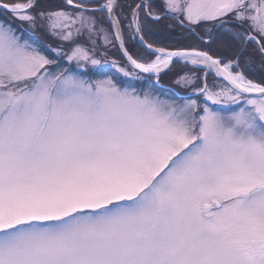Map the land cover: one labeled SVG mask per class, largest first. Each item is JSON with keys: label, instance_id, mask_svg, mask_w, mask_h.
Instances as JSON below:
<instances>
[{"label": "snow or ice", "instance_id": "snow-or-ice-1", "mask_svg": "<svg viewBox=\"0 0 264 264\" xmlns=\"http://www.w3.org/2000/svg\"><path fill=\"white\" fill-rule=\"evenodd\" d=\"M155 6L161 15L152 0L127 5L133 34L146 49L153 45L140 12L155 22L166 16L197 27L213 22L208 42H231L234 58L157 48L154 60L141 63L124 52L134 68L159 76L179 58L230 85L195 87L213 104L237 103L248 93L264 97V81L248 78L257 61L242 63L247 47L258 45L264 76V0ZM0 8L12 18L0 19V264H264V98L247 99L224 116L208 106L197 111L196 100L174 104L111 79L85 80L60 68L12 23L71 41L70 51H52L103 73L108 61L89 55L70 29L79 24L76 33L86 31L90 41L103 32L105 42L115 30L120 40L116 10L125 5L118 0L98 9L87 8L86 0ZM97 10L108 13L107 31L97 27Z\"/></svg>", "mask_w": 264, "mask_h": 264}, {"label": "trees", "instance_id": "trees-1", "mask_svg": "<svg viewBox=\"0 0 264 264\" xmlns=\"http://www.w3.org/2000/svg\"><path fill=\"white\" fill-rule=\"evenodd\" d=\"M3 1L8 2V3H12V2L25 1V0H3ZM105 1L106 0H86V6H99L100 4H102ZM139 1L140 0H118V2L120 4L125 5V8L123 11H121L120 8H117L116 13H119V19L122 21L121 29H122L123 36L125 38L124 39L125 44L128 47L131 54L135 58L142 59L143 61H149L153 57L152 52L141 47L136 42V39L134 37L133 30L131 29L130 24L129 25L127 24V25L129 26V29H130V32L128 30V33H130L131 36L128 37L127 36L128 33H126V30H125L126 22L127 21L130 22V17L132 15L131 11L128 10L127 5L131 4L132 7L134 8L135 5ZM39 2L41 4H46V5H63L64 4L63 0H39ZM159 3L160 2L158 0L153 1L152 2V9H153V11L161 13L162 7L156 8V6H155L156 4H159ZM70 7H72V6H70ZM70 7H68V8H70ZM38 10L39 9H37V11ZM94 14L95 15H101V16H103V18H106L105 14L101 11H95ZM5 15H6L5 12L0 10V18L1 19H8V20L12 19L11 17H9V16L6 17ZM139 16H140L141 24L144 25L148 30H150L151 39H148L147 37H146V39H147V42L151 43L153 46L189 48V47H194L196 45H200L201 43H203V41H201L197 37V35L190 34L189 29L180 25L176 20H174L168 16L162 17L159 20V22H155L150 18L145 20V14L143 12H140ZM12 23L14 24V26H16V28L18 29V32H19L21 28L17 27V21L12 20ZM171 24H173V25H171ZM21 31L23 33L22 35L24 38H28L32 42L36 41L37 43H39L40 46L42 47V50L49 57H52L53 55L50 53V51L47 50L46 47H44L46 44H51V46L52 45H58V46L62 45L63 47H69L72 45L71 42L64 43L60 39H56L55 37H52L51 34L48 33L43 28L33 31L35 33L36 37H38L40 39V41L37 38L35 39V37L31 33H28L22 29H21ZM198 32L203 35V32L201 33L199 29H198ZM80 36H82V38H83L84 35L81 34ZM130 37H131V39H127ZM79 38L80 37H77L76 41L80 42ZM41 42H44V43H41ZM204 47L210 54H212L214 56L224 57L225 60H227L228 58H234V53L236 52V48H235V46L231 45V42H228V46H225L224 44L221 43V41L219 40L218 37L213 38L212 42H210V43L208 42L206 44V46H204ZM256 49H257V46L255 44L248 46L246 49V55L242 58V63L247 64L249 57L253 58V57H256V55H258L260 57V54L256 51ZM249 52H251V54H249ZM106 53L109 56L108 58H113L117 62H119V63L121 62V63L125 64L128 67V69L132 70L129 67V65L126 64L125 60L121 56L120 52L117 49L115 42H114V46H110L107 49ZM61 62L62 61L60 60L59 63H60V65L64 66L63 68H69L64 64L65 62H62V64H61ZM258 63H256L254 69H252L250 67V70L248 72V78L259 83V82L264 81V76H262V74H261L260 65ZM186 67L187 66H184V68H186ZM71 68H72V65H71ZM180 72H181V70L179 71L174 66L172 69L167 70L163 74L160 75L159 82L163 85H166V86H172V87L176 88V90H178L181 93L188 92L186 90L183 92L181 89H179L177 86H174L171 83L173 81V79L175 78V76ZM96 74H100L102 77L111 78V80H113V83H115L117 86L122 87V88L128 87V88H131L135 91L151 92L152 94L157 95L159 97H167L170 99L174 98V99H177L179 101H182L185 98L189 99V98L194 97L198 104H203L202 98H201L202 96H200L199 94L194 95V96H187V97L177 96L170 89L165 88L164 86L157 85L156 82H154L152 76H148L145 74L136 73V75H138V77H143V78H141L142 79L141 80L138 77H133V78L123 77L119 73L114 72L112 69H106L103 71V73H98L95 71V73H92V75L94 77H91V78L96 79V77H95ZM210 78L213 80L216 79L215 77H210ZM197 82H199L198 85H200L201 82L199 81V79L197 80Z\"/></svg>", "mask_w": 264, "mask_h": 264}, {"label": "rangeland", "instance_id": "rangeland-1", "mask_svg": "<svg viewBox=\"0 0 264 264\" xmlns=\"http://www.w3.org/2000/svg\"><path fill=\"white\" fill-rule=\"evenodd\" d=\"M181 2L184 3L185 0H181ZM68 7H70V6H68ZM68 7L65 8L64 10L67 11V12H69V13H73V11H74L73 7H70V8H68ZM5 16L7 17V15H5ZM94 16H95V19L97 21L101 22V23H98L97 27L103 28V29H105L107 31L109 29V26L106 23H103V21H105L106 18H103V16H101V15H95L94 14ZM181 19H182V17H181ZM128 22L129 21L126 22V28H125L126 33H128V30L130 32L129 26L127 25V24H129ZM184 22L185 23H188L187 21H184ZM210 23L211 22H209V23L208 22L203 23L205 25L203 26L204 28L202 29V32H203V36H206V38H209L210 37V34H211V32L209 31V29L212 27V24H210ZM171 25H173V24H171ZM17 27L21 28L22 30H24V31H26L28 33H31L35 37V39L37 38L40 41V39L38 37H36L35 33L33 32L35 30L32 29V28H30L27 24H21L20 22L17 21ZM79 27H80L79 24H75V25H72L71 26V29L70 30L72 31L73 39L76 40L77 37H80L79 38L80 42H78V43L80 45H82L83 47H85L88 50L89 55L94 56L97 59H101L102 61L103 60H107L108 63L106 65H104V70H106V69H112L114 72L119 73L123 77H129V78L138 77V75H136L135 73H133L132 70L128 69V67L125 64L121 63V62L120 63L119 62H115L116 67H113L112 66V62H114L113 61V58H108L109 56L106 53L107 49L114 44V38H113L112 32H110L109 35H108V41L109 42H105V40L103 39V36H104V33L103 32L94 34L93 40L90 41L88 39V36H87V32L86 31L83 33V35H84L83 38H82V36H80V35H78L76 33V29L79 28ZM21 29H20L19 33L20 34H23L22 31H21ZM253 32H255V31H253ZM51 36L52 37H55L56 39H60L56 35H52L51 34ZM127 36L129 37V36H131V34L128 33ZM127 39H131V37L130 38H127ZM28 40L31 42L30 39H28ZM61 41H63V40H61ZM63 42L64 43H68V42H71V41H63ZM33 43H35L39 48L42 49V47L40 46L39 43H37L36 41H33ZM41 43H44V42H41ZM201 44H204V43H201ZM44 47H46L47 50L50 51V53L53 55L51 58H55L57 60V65H59L60 68H63L64 67L63 65H60V63H59L60 60H61L62 62H65L64 64L67 67H69V69L74 74L79 75L81 78H83L85 80L96 81V80H103V79H111L109 77H102L100 74H96V76H95L96 79H93L91 77H94L92 75V73H95V70H93L90 65L86 66L85 68H78L74 62L70 64L69 61L66 59V57H64V56H57L56 53L54 51H52V49L60 48V49H62L63 52H68V51H70L71 48L75 47L74 44H72L69 47H63L62 45H59V46L58 45H52L51 46V44H46ZM249 54H251V52H249ZM253 58L257 61V63L261 59V57H259L258 55H256V57H253ZM62 62H61V64H62ZM183 62H185V61H183ZM71 65H72V68L73 69L71 68ZM50 67L52 68L53 71H56L57 70V67L55 65L54 66H50ZM120 68H123L124 71L129 72V73H132V74L131 75H128V76H125L124 73L119 70ZM181 77H188V78H190L191 81H192V84L189 85V84L181 81L180 80ZM138 78L141 79L143 77H138ZM197 80H198V75H197V73H195L194 70H192V69H182L181 74L180 75H176L175 78L173 79V81L171 83L174 86H177L183 92L185 90L186 91H191V92L192 91L196 92L195 91V87H197V86L199 87L200 86V85H198L199 82H197ZM206 84L209 87V89L212 90V91H219V90H221V89H223L225 87H228V86L224 85L221 81L213 80V79L208 80ZM120 88L121 89H127V90L132 91V92H134V93H136L138 95H141V96L146 92V91H144V92L143 91H135V90H133L131 88H128V87H123V88L120 87ZM155 96H157V95H155ZM157 97H159V96H157ZM159 98L162 99V100H167V101L172 102L174 104H181V105L184 104V103H186L189 100H195L194 98H192V99H184L182 101H179V100L174 99V98L173 99H170V98H167V97H159ZM201 98L203 100V104L200 105V107L197 109V111H199V112L202 113L203 107L204 106H208L213 111L219 112L221 115L227 116L231 112L237 111L239 109V107L245 106L247 99L260 100V99H262L264 97H247L246 96V97H242L237 103L223 102V103H220V104H213L211 101L205 100L203 96Z\"/></svg>", "mask_w": 264, "mask_h": 264}, {"label": "water", "instance_id": "water-1", "mask_svg": "<svg viewBox=\"0 0 264 264\" xmlns=\"http://www.w3.org/2000/svg\"><path fill=\"white\" fill-rule=\"evenodd\" d=\"M142 3V2H141ZM0 4H3V3H1L0 2ZM103 4H105V3H103ZM102 4V5H103ZM140 4V3H139ZM88 8V7H87ZM99 7H95V8H89V9H98ZM2 9V8H1ZM104 12H105V14H106V16H108V13H107V11L106 10H104ZM113 18H116V16H115V14H113ZM133 16H132V21H133ZM133 28H135V24L133 23ZM119 29H120V27H119ZM112 32H113V35H114V38H115V30H112ZM120 36H121V39L120 40H116L115 39V41H116V44H117V46H118V48H119V50H120V52H121V54H122V56L124 57V59L126 60V62L134 69V70H136V71H138V72H141L139 69H136V68H134L132 65H131V63L128 61V59H127V56H125L124 55V52H127L128 53V55H130V56H132L130 53H129V51L127 50V48H126V46H125V43H124V40H123V36H122V33H121V30H120ZM136 38H137V40H138V42H139V44L140 45H142V46H144V47H146L141 41H140V39H139V34H137L136 35ZM166 51H177V50H166ZM187 51H191V50H187ZM198 51V50H197ZM134 59V58H133ZM174 59V61L175 60H177L178 58H173ZM172 64V63H171ZM171 64L169 65V66H171ZM164 70H166V69H163L162 71H161V73L164 71ZM213 72V71H212ZM141 73H143V72H141ZM160 73V74H161ZM214 73V72H213ZM145 74H148V75H152V76H155V78H157L158 76H157V74L156 73H145ZM220 79H222L223 80V77H220V76H218ZM227 85H228V83H227V81H225V80H223ZM228 86H230V85H228ZM245 95H249V96H261L259 93H248V94H245Z\"/></svg>", "mask_w": 264, "mask_h": 264}, {"label": "flooded vegetation", "instance_id": "flooded-vegetation-1", "mask_svg": "<svg viewBox=\"0 0 264 264\" xmlns=\"http://www.w3.org/2000/svg\"><path fill=\"white\" fill-rule=\"evenodd\" d=\"M201 49H203V48H201Z\"/></svg>", "mask_w": 264, "mask_h": 264}, {"label": "bare ground", "instance_id": "bare-ground-1", "mask_svg": "<svg viewBox=\"0 0 264 264\" xmlns=\"http://www.w3.org/2000/svg\"><path fill=\"white\" fill-rule=\"evenodd\" d=\"M147 1V0H146Z\"/></svg>", "mask_w": 264, "mask_h": 264}]
</instances>
